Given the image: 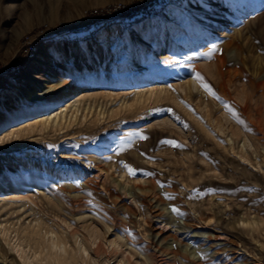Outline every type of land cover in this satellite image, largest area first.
I'll use <instances>...</instances> for the list:
<instances>
[{
	"label": "rangeland",
	"instance_id": "obj_1",
	"mask_svg": "<svg viewBox=\"0 0 264 264\" xmlns=\"http://www.w3.org/2000/svg\"><path fill=\"white\" fill-rule=\"evenodd\" d=\"M138 1L0 0V264H264V0Z\"/></svg>",
	"mask_w": 264,
	"mask_h": 264
},
{
	"label": "built area",
	"instance_id": "obj_2",
	"mask_svg": "<svg viewBox=\"0 0 264 264\" xmlns=\"http://www.w3.org/2000/svg\"><path fill=\"white\" fill-rule=\"evenodd\" d=\"M164 3L165 0H139L129 5H117L115 7L120 8L119 11H116L115 7L98 11L93 16L86 17L84 22L81 20L74 23L72 28L80 32L84 31L86 27L106 25L109 22H119L131 27L142 20L153 17L163 7Z\"/></svg>",
	"mask_w": 264,
	"mask_h": 264
},
{
	"label": "bare ground",
	"instance_id": "obj_3",
	"mask_svg": "<svg viewBox=\"0 0 264 264\" xmlns=\"http://www.w3.org/2000/svg\"><path fill=\"white\" fill-rule=\"evenodd\" d=\"M115 10L116 11H119L120 10V8H118V7H115ZM86 16H84V18H85ZM117 28H118V30H125V28H123V27H121V26H114V27H109V28H105V29H102L99 33L100 34H106V35H108V34H110V33H112V31H114L115 32V30H117ZM117 30V31H118ZM116 31V32H117ZM75 92V91H74ZM63 115L64 114H62L61 116H55V118L54 119H49L48 121H44V122H42V125H44V124H53V125H57V123L59 122V120H60V118H63ZM59 124V123H58ZM189 256V255H188ZM201 264V263H200Z\"/></svg>",
	"mask_w": 264,
	"mask_h": 264
},
{
	"label": "snow or ice",
	"instance_id": "obj_4",
	"mask_svg": "<svg viewBox=\"0 0 264 264\" xmlns=\"http://www.w3.org/2000/svg\"><path fill=\"white\" fill-rule=\"evenodd\" d=\"M197 79H201L202 80V77H200L199 75L197 76ZM203 87L205 88V89H207L209 92H212V89L209 87V85L208 84H203ZM213 95H215V93H212ZM217 98H219V97H217ZM167 143H173L172 141H167ZM130 171H131V169H130ZM176 209H174V211H175Z\"/></svg>",
	"mask_w": 264,
	"mask_h": 264
},
{
	"label": "trees",
	"instance_id": "obj_5",
	"mask_svg": "<svg viewBox=\"0 0 264 264\" xmlns=\"http://www.w3.org/2000/svg\"><path fill=\"white\" fill-rule=\"evenodd\" d=\"M74 32H77L76 30L72 29Z\"/></svg>",
	"mask_w": 264,
	"mask_h": 264
}]
</instances>
